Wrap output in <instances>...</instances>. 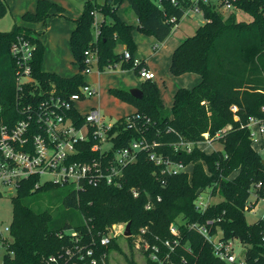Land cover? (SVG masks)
I'll return each instance as SVG.
<instances>
[{
  "label": "trees",
  "instance_id": "obj_1",
  "mask_svg": "<svg viewBox=\"0 0 264 264\" xmlns=\"http://www.w3.org/2000/svg\"><path fill=\"white\" fill-rule=\"evenodd\" d=\"M81 16L70 37V46L78 73L65 78L43 70L45 45L33 37L29 28L16 25L11 32L0 31V106L3 114L17 113L16 85L19 70L11 53L18 37L29 39L35 47L31 60L32 79L41 87L53 85L66 95L77 93L86 82L82 74L88 68L86 51L97 55L100 72L133 70L147 67L134 64L137 45L134 27L122 20L118 11L128 2L127 12L138 20V31L163 44L185 17L198 6L205 23L174 52L170 72L174 76L196 74L202 81L193 89L181 88L171 110L161 99L158 84L142 82V99L130 89L111 88L110 94L133 106L136 112L116 121V147H130L147 141L158 146L149 151L173 163L192 166V173L169 175L150 160V152L139 151L137 160L124 170L121 188L102 184L77 190L57 184L36 187L38 178L22 181L12 197L13 220L9 250L0 253V264H45L52 256L60 264H92L116 251L133 259L135 241L141 229L150 245L144 251L145 264H228L219 259L213 245L193 225L205 226L211 235L224 240H238L245 251V264H264V218L247 223L245 213L264 200V166L253 147L251 124H264V0H237L233 8L252 17L238 21L232 12L224 16L216 6L195 0H83ZM56 10L64 9L51 0H38L35 12L22 16L24 23H45ZM9 11L0 0V15ZM100 17L103 19L100 21ZM156 49V48H155ZM129 52L130 59L125 57ZM32 87L25 88L28 91ZM236 107L237 110H233ZM16 117V116H15ZM18 118V115H17ZM132 125L131 128L129 126ZM209 136L213 151L207 153L199 144ZM182 143L192 144L188 152ZM261 184V188L258 185ZM68 187V188H66ZM66 188V189H62ZM133 190L140 195L135 197ZM254 193L255 201L250 199ZM200 194L208 195L205 212L197 208ZM213 197H220L212 204ZM159 198L161 199L159 201ZM153 202L152 209L146 205ZM131 223L128 242L131 257L120 247V239L102 245L114 225ZM175 227L176 233L171 229ZM75 233V235H73ZM170 242L167 246L165 243ZM152 246L159 248L160 261H153ZM93 251V256L87 252ZM71 251V256H67Z\"/></svg>",
  "mask_w": 264,
  "mask_h": 264
},
{
  "label": "built area",
  "instance_id": "obj_2",
  "mask_svg": "<svg viewBox=\"0 0 264 264\" xmlns=\"http://www.w3.org/2000/svg\"><path fill=\"white\" fill-rule=\"evenodd\" d=\"M226 10L233 9L237 0H222ZM208 3L209 0H195ZM203 14L198 6L187 11L186 14ZM35 47L29 39L18 37L12 44L11 53L19 70L16 85L18 95L16 101L17 113L4 115L0 106V195L10 193L12 188L18 190L19 184L30 178H38L36 187L47 184L59 186H73L77 190L88 186L106 184L113 188L122 187V179L125 168L137 160L139 151L150 152V160L163 167V173L178 175L192 173V166L181 163H173L163 159L161 155L149 151L157 147L147 141L134 142L130 147L119 149L116 147L117 131L115 123H106L103 112L98 107H93L85 114L78 109V104L97 96L98 90L93 85L85 83L79 91L66 95L53 85L47 89L32 79L31 60ZM88 68L82 72L86 76L92 72L93 63H97V55L86 51ZM127 59L131 58L129 52H125ZM141 61L134 59L135 66ZM139 75L144 80H154L155 74L147 67L139 69ZM32 87L28 91L25 88ZM233 110H237L233 107ZM18 115V118H17ZM16 116V117H15ZM132 125L129 126L131 128ZM254 129V130H253ZM253 144L258 143L264 148L261 135L264 134V124L253 120L251 124ZM203 143L211 144L209 136ZM192 144L182 143V147L188 152ZM261 188V184L258 185ZM135 197L140 193L133 190ZM161 199L159 198V201ZM208 195L200 194L197 200V208L203 213L209 207ZM153 202H148L146 208L152 209ZM127 224L114 225L110 235L101 240V244L109 245L111 240L125 237ZM209 243L213 245L215 255L228 264H245L244 258L235 254L233 240H224L211 235L205 226L193 225ZM176 233V228L171 229ZM146 229H141L135 246L148 250L150 245L145 240ZM10 226L0 228V253L13 254L9 250L12 240L9 238ZM75 235V233H73ZM167 246L170 242L165 243ZM153 252L150 258L160 261L159 248L152 246ZM71 256V251H67ZM93 256V251L87 252ZM61 257L52 256L45 264H60ZM2 264V263H1ZM92 264H99L92 259ZM101 264H107L105 256L101 258Z\"/></svg>",
  "mask_w": 264,
  "mask_h": 264
},
{
  "label": "crops",
  "instance_id": "obj_3",
  "mask_svg": "<svg viewBox=\"0 0 264 264\" xmlns=\"http://www.w3.org/2000/svg\"><path fill=\"white\" fill-rule=\"evenodd\" d=\"M7 4L10 5L11 7V13L13 15H15V17L17 18H22V16L26 13V12H35L36 7H37V3L38 0H6ZM54 4L62 7L64 9V14L65 15H69L70 16V21H61L62 17H60L57 13L56 10H52L51 14L52 17L49 18V20H47L46 24H23V23H17V25L21 26L23 25L26 28H29L31 30H34L35 34L33 37L37 38L40 42L43 43V45H45L46 49H45V53H44V58H43V70L45 72H49L44 68V60L46 59V56L48 58V54L50 50H54V48L52 47V43H56V48H55V52H56V57L63 59V62L61 63V65H59L57 68H59V70H57L56 72H50V73H56L62 77L65 78H69V77H73L74 75H76L78 73V70L75 71L73 74L71 75H65L62 74L60 72H65V70L67 69V66H62L64 64V61L66 59H64V55L65 54V50H63L61 48V45L67 47L68 52H70V54L72 53L71 50V46H70V37L71 34L73 32V30L76 27V23L75 21L81 16L82 14V10H79L78 6L76 7V5H73L70 1L68 0H51ZM211 1L214 5L218 6L220 5V0H209ZM129 7L128 2H125L121 8L118 11V15L119 17L124 20L125 22H127L128 24L132 25L134 27V31H133V39L137 45V51L134 54V59H137L139 61H142L146 64L147 68L149 69V71L153 72L155 74V81L158 84V87L160 89V95H161V99L165 105V107L169 110L172 109L173 104H174V97L176 92L181 89V88H186V89H193L195 86H197L201 81L202 78L200 76L197 75H182L180 76V82L177 86H175V84H167L164 83L163 85H160V83L157 80L158 78V74L156 72V69L158 68V66H160V62L163 63V65L166 66V68H170L171 67V63H172V57L173 54L175 52V50L185 41L187 40V38L193 36V34L195 33V31H197V29L200 26H203L205 23V18L203 16V14H198L195 18L197 19L195 22L197 24V29L194 30L192 33L193 34H189V30H190V26L193 25V23L191 24H186V26H184L183 24L179 23L177 25V27L174 29L173 33L167 38V40L159 45L157 41H155L154 43H152V47L154 50H157V54L154 55L155 53H153L151 51L150 54H143L142 53V48L147 45L148 43H150L149 37H145L144 35L140 34V32L138 31V20L136 19V17L130 13L127 12ZM221 9V8H220ZM193 13H189L188 15H192ZM187 15V14H186ZM57 17V18H55ZM53 18V19H52ZM103 19L100 17V21H102ZM182 22V21H181ZM22 26V27H23ZM184 27V28H182ZM66 43V45L64 44ZM156 48V49H155ZM64 53V55L62 56V54ZM152 57V59H150ZM155 59V60H154ZM68 61V60H67ZM74 61H72L71 63H73ZM62 66V67H61ZM120 71H118L119 73ZM104 72H100L98 71L97 73H90L86 76H84V80L85 82L93 85L95 88H98V94L95 98L90 99L88 101H85L83 103L78 104V109L80 106L86 104V103H91V108L93 107H98L97 104H100V86L97 87V84H100V82L102 83L101 80V76ZM122 75V77H125L129 71L127 72H120ZM113 73H110V75L107 76V81L112 82V84L109 86V90L111 88H119L117 87L116 81H114L115 75H112ZM91 75H97L95 76V78L91 79ZM126 78V77H125ZM126 80L129 82V88L133 89V88H138L141 89L142 87V83L138 85L134 84V81L127 79ZM124 83L123 85H126L124 80L121 82ZM115 85V86H114ZM92 100L94 101V103H92ZM88 111V110H87ZM86 111V112H87ZM136 112L135 108H131V112L130 114L127 115V117L133 115ZM124 118V117H122ZM263 135H261V140H262ZM210 147L209 149H207L208 146ZM253 147L255 148V150L258 151V149H256V147L253 144ZM199 148L202 149L203 151L207 152V153H211L213 151V146L212 144H207V143H201L199 144Z\"/></svg>",
  "mask_w": 264,
  "mask_h": 264
},
{
  "label": "rangeland",
  "instance_id": "obj_4",
  "mask_svg": "<svg viewBox=\"0 0 264 264\" xmlns=\"http://www.w3.org/2000/svg\"><path fill=\"white\" fill-rule=\"evenodd\" d=\"M68 1H70L73 5H76V7L78 6L79 10L83 9V5H84L83 0H68ZM8 6H9V11L2 16L0 15V31L1 32H11L14 29V27L17 25V23H19V21H20V23H23L22 18L15 17V15H13L11 13V7L9 4H8ZM219 12H221L224 16H228L232 12H234L237 15L238 21H244V22H251L252 21V17L249 14H246V13L241 12L240 10H237L234 8L231 10H226L224 7H222L221 9H219ZM197 15L198 14H195V13H193L192 15L187 14L181 20L182 22L180 21V23L183 24L184 26H186V24L193 23V25L190 26V30L188 32L189 34H193L194 33L193 31L198 28L197 24L195 22L197 20L195 18ZM59 16L62 17V18H60V19H62L61 21H64V20L70 21V19H71L68 14L65 16H63V15H59ZM55 18H57V17H55ZM23 24L34 25L33 23H23ZM38 24H45V23H38ZM21 26H23V25H21ZM182 28H184V27H182ZM32 31H33V34H35L34 30H32ZM195 33H196V31H195ZM144 36L149 37L151 39H149L150 43H148L147 45H145L142 48V53L143 54H146V53L150 54L152 51L153 53H155L154 55H156L158 52H157V50H154L152 47V43H154L156 40L153 37L146 36V35H144ZM64 44L66 45V43H64ZM66 46H64V48H63V45H61V48L63 50H65V54H66V55H64V53L62 54V56L63 55L65 56L64 59H66L62 66H64V65L67 66V69L65 70V72H60V73L65 74V75H71L75 71L78 70V65L74 59L73 53L70 54V52H68V49ZM52 47L54 48V50L49 51L48 58L46 56V59L44 60L45 61L44 62V68L49 72H53V71L56 72L57 70H59V68H57V67L59 65H61V63L63 62V59L56 57V52H55L56 43H52ZM150 59H152V57ZM72 61H74V62L71 63ZM160 64L161 65L158 66V68L156 69V72L158 74V78L156 81H158L160 83V85L167 83V84H175V86H177L180 82V76H174L170 72V68H166V66L163 65L162 62H160ZM98 71L99 70H98L97 64L93 63L92 73H97ZM118 71L121 72L122 70H120V69L105 70L101 76L102 83L100 82V84H97V87L100 86L99 88H100V95H101V97H100V101H101L100 104L101 105H99V103H98L97 106L103 112V115L105 116L106 123H114L115 121H117L118 119H120L122 117H124V118L127 117V115L130 114V112H131V108L133 107L129 104L122 102L121 100L117 99L116 97H114L113 95L110 94V92H109L110 87L109 86L112 84V82L107 81V76L110 75V73H113L112 75H115V78H114V81H116L115 85L118 84L117 87L125 88V89H131L128 87L130 84L126 80V78L134 81V84H136V85L139 84V86L143 81H145L144 79H142L140 77L139 74H136L133 70H129V73L125 76L126 78L120 76L122 74L120 72L118 73ZM123 72H127V71H123ZM187 75H191V74H187ZM192 75H196V74H192ZM95 76H97V75H95ZM95 76L91 75V79L95 78ZM123 80H124L126 85H123L124 83H121ZM92 103H94L93 100H92ZM90 109H91V103L90 102L79 107L80 112L83 114H85L86 111L90 110ZM262 142L264 143V134L262 137ZM209 146L207 147V149L210 148ZM254 146L256 147V149H258V152L260 153L262 159L264 160V148H262L260 146V144H258V143H255ZM66 188H68V187H66ZM66 188H62V189H66ZM16 194H17L16 189L12 188L11 194L6 192V193H3L2 195H0V228H5L6 226L11 225V222L13 220V206H12L11 198L16 196ZM221 200L222 199L220 197H213L211 199V203L216 204V203L221 202ZM255 200L256 199H255L254 193H252V196L250 199L251 203H253ZM245 216H246L247 223H249V224H252V223L256 222L257 220L264 218V200L263 199L259 200L257 202V204L254 206V209L246 211ZM120 247L128 255V257H131L132 252L129 249L128 242L125 239H123V237L120 238ZM234 249H235V254L237 256H240V254L244 250L242 244L238 240H235ZM133 259H134L136 264H145L144 251L139 250V248H137L135 246V249L133 251ZM110 264H129V262H127L126 257L123 254H120L116 251H113L110 254Z\"/></svg>",
  "mask_w": 264,
  "mask_h": 264
},
{
  "label": "water",
  "instance_id": "obj_5",
  "mask_svg": "<svg viewBox=\"0 0 264 264\" xmlns=\"http://www.w3.org/2000/svg\"><path fill=\"white\" fill-rule=\"evenodd\" d=\"M130 93L136 99H142L143 98V92L141 89H138V88L130 89ZM262 163L264 166V160L262 161ZM131 235H132L131 223H128L126 226L125 237H131ZM244 255H245V251H243L239 257L244 258Z\"/></svg>",
  "mask_w": 264,
  "mask_h": 264
}]
</instances>
